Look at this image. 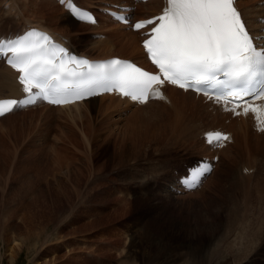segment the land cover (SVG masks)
Instances as JSON below:
<instances>
[{
    "label": "rangeland",
    "instance_id": "1",
    "mask_svg": "<svg viewBox=\"0 0 264 264\" xmlns=\"http://www.w3.org/2000/svg\"><path fill=\"white\" fill-rule=\"evenodd\" d=\"M22 3L23 1L16 0L9 9L10 14L17 9L22 15L33 17L32 10ZM52 6L59 15L60 6ZM3 9L4 13L1 12ZM22 9L28 13H23ZM0 12L4 16L7 13L2 2ZM89 29L88 26H76V30L81 32ZM73 39L79 40L81 46L89 43L84 52L88 51L92 42H81L84 40L76 34ZM5 92L8 91L1 89L0 95H5ZM44 107L19 110L12 116L0 119V264H120V258L126 259L129 264H146L147 259L151 260L148 264H157L164 257L173 258V253L177 257L179 254L187 256L189 252L195 253L199 259L203 253L202 250L199 253L200 249L208 247L211 237L225 232L223 226L233 225L236 221L233 231H227V234L221 236L218 244L221 249L225 247L227 240L234 237V232H237L245 220L253 224L247 223L246 226L248 240L253 238L257 243L261 241L256 250L259 251L258 255L262 252L261 255L264 254V219L261 212L264 210V182L254 186V179L248 183L243 179L242 182L234 179L236 174L231 170L233 167H228L230 158H222L219 154L216 165L221 162L214 173L216 177L206 182L204 188L193 192L194 194L183 195L184 197L165 194L161 192L165 189L159 184L158 171L163 169L162 163L166 160L170 163L177 155L178 158L181 157L176 151L182 148L156 151L145 147L144 152L139 154L143 153L141 156L137 155L135 159H129L124 166L117 168L106 161L112 153L110 142L104 145L93 136L90 137L92 143L85 145L79 140L78 130L60 118L62 113L43 109ZM83 111L87 110L83 108ZM143 112L151 114L157 111L148 109ZM209 117L201 116L199 130H204L205 124L210 127L214 123L212 117V121H209L212 123H208L206 119ZM226 117L228 116L224 118ZM92 134L94 135L93 132L91 136ZM98 135L99 133L95 136ZM71 138L79 145L78 148L72 144ZM189 141L193 142V139ZM252 141L264 145L259 140ZM250 149L257 151L251 146ZM173 152L176 154L173 155ZM200 153L207 154V151ZM83 156L88 157L84 159ZM236 160L234 166L241 165V157H236ZM102 164L105 170L100 171ZM238 169L240 170L239 167ZM257 174L260 176L261 173ZM74 180L78 183L76 187ZM151 183L157 185V194L145 196L152 188ZM121 185H133L144 196L134 197L120 190L116 191ZM142 188L144 189L141 190ZM231 190L239 192L243 197L245 191L250 193L247 200L235 193L237 204L234 203L230 209ZM246 214L249 219L244 220ZM144 233H154V238H162L157 245L152 244ZM250 233H253L252 237ZM131 235L136 240L133 245H130L133 242L130 240ZM259 236L260 240L257 239ZM155 251L158 252L154 254ZM157 254L159 257L155 256ZM254 259L250 264H254Z\"/></svg>",
    "mask_w": 264,
    "mask_h": 264
},
{
    "label": "snow or ice",
    "instance_id": "2",
    "mask_svg": "<svg viewBox=\"0 0 264 264\" xmlns=\"http://www.w3.org/2000/svg\"><path fill=\"white\" fill-rule=\"evenodd\" d=\"M81 20L95 23L72 0H61ZM116 19L129 23L123 15ZM152 26L143 47L158 73L120 59L92 62L72 55L47 33L31 29L11 39H0V57L19 73L25 98L0 99V116L38 99L64 104L87 96L115 91L132 101L163 99L167 82L185 91L203 92L234 115L254 114L264 131V36L251 34L238 0H164L162 12L137 21L136 30ZM264 31V30H261ZM231 105V107H229ZM206 141L222 147L231 137L220 131L205 134ZM211 165L192 170L185 181L200 182Z\"/></svg>",
    "mask_w": 264,
    "mask_h": 264
},
{
    "label": "bare ground",
    "instance_id": "3",
    "mask_svg": "<svg viewBox=\"0 0 264 264\" xmlns=\"http://www.w3.org/2000/svg\"><path fill=\"white\" fill-rule=\"evenodd\" d=\"M19 1L21 2L23 1L22 4L32 10L33 15H34L33 17H26L22 15V13L18 11L17 9H14L13 10L14 12L10 14L9 9L16 2V0H0V2H2L3 4V7L7 11V13H5V16L12 20H17V21L22 20V22L19 25L24 24L27 26V25L34 24V25H38L41 27H46L50 29L51 31H53L54 33L61 34V35L64 34L69 39H71L69 37L70 30H75L76 26H78L79 24H82V25L85 24V23H80V22L78 23L74 19L70 18L68 16L69 14L64 9H61L58 12L59 15H57L55 8L52 6L54 5L57 8V4L52 0H19ZM97 1H103V0H94L93 2H97ZM111 1H116V0H111ZM158 4H159V0H149L146 3L136 4V8L138 11L154 13V12H157L159 9ZM238 5L241 8L244 16L247 18V21L251 28L258 31L257 29L260 26L262 25L264 26V22L258 23V17H264V2H260V0H238ZM1 11H4V9ZM22 12L28 13L24 9H22ZM3 16L0 15V17H3ZM45 20L47 22H45ZM117 26L121 27L122 29L125 28L123 25H120V24H117ZM103 31H105V29ZM106 33L107 34L103 38H99L97 39V41L92 40L93 43L89 46L88 51H86L85 53L91 56H101V57H105L109 55H120V56H127V57L134 56L135 58H137L139 62L147 63L143 57V52L139 44L140 37L137 35L138 33L136 31L109 30ZM81 48H85V47H81ZM13 85L14 83L11 79L10 71L7 68H5L0 61V90L3 89L4 91L7 90L8 92H11L12 90L15 91L17 88H16V85L14 86ZM163 97L164 98L162 100H149L144 104L135 105L130 102L128 103L127 101H125V99H122L120 97L109 95V94H104V95L91 97L81 102H75L73 104L65 105V106L49 107L50 105H43L45 106L43 109H50V110L58 111L62 113V115H60V118H63L66 122H68V124L70 123L72 126H74L75 129L78 130V135L80 137L79 140L81 142L83 141L84 144L85 143L89 144L92 141L90 137H93V136L97 138V140H99L104 145L105 143L107 144L108 142H110L112 146V151H111L112 153L108 155L106 161L107 163L109 162L113 164V166L117 168L124 166L129 159H135L137 155L141 156L143 153L141 155L139 154L141 152H144L143 149L145 147L153 148L156 151L161 150L163 148H170V149L182 148V149H185L186 152L202 150V149H198L196 146V139H194L196 135L199 133H202L203 131L209 128L223 127L226 130L231 132V141L226 143L225 146H222L221 148H219L218 155L220 154L222 158L228 157L231 159L228 164L229 168H231L233 165L236 164V161H237L236 157L240 156L242 160V161L240 160L241 161V166H239L240 170L238 169L239 170L238 174L241 175L242 177H236L238 176L236 175L234 179H238L240 181L243 179L242 181L246 183L250 182L251 179H254L255 183H252L254 181L251 182L254 186L259 183L264 182V145L260 143H255L252 141V140H259L261 143L264 144V131L258 130V127H256L255 130H253V127H255V125L250 115H247V116L239 115V116H234V118H232L228 113L225 115L224 112H220L219 108L212 107L211 105L205 103L200 96H196L190 91H182L174 86L167 85V84L163 86ZM82 107L85 108L87 111H83ZM39 108H35V109H39ZM148 109L155 110L157 112L151 113V114L150 113L147 114L146 112H143L144 110H148ZM158 112L165 114L167 117L159 114ZM202 115H206V116H210L214 118V123H212L210 127L207 124H205L204 130H199L198 126L201 121ZM8 116H12V115L8 114ZM225 116H228V117L224 118ZM3 117H1L0 119H2ZM86 122H88V124ZM72 126L68 125L67 127L72 129ZM261 127H264V125ZM92 132L94 133V135L92 134L91 136ZM97 133H99L98 137L95 136ZM67 139H69V137ZM186 139H189V140L193 139V142H190L189 140H186ZM70 141L72 142V144H75V146L78 148L79 145L77 146V143H75V141H72V138ZM250 146L253 147L255 150H257L258 152L252 151L250 149ZM201 148H204V149L206 148L204 143L202 144ZM206 151L207 153L209 152L208 149H206ZM86 157L88 156H85V158ZM197 159L194 162H196ZM218 160H219V157H218ZM193 163L189 165H192ZM219 163L215 165L216 167L213 169L214 171H212L209 174L206 182H209L213 180V178L216 177L214 173L217 172V166L219 165ZM103 165L104 164L100 165L101 167L100 171L105 170V167L103 168ZM186 167H185V171H186ZM234 167L236 168V166ZM234 173H232L231 175L234 176ZM255 173L256 174L261 173V174L260 176L259 174H257L258 175L257 177ZM101 174L103 175L102 172ZM101 174H99V176ZM231 179H233V177ZM73 184L75 185V187L78 186V183L76 180H74ZM127 186L130 187L133 185H121L119 187L121 188V187H127ZM161 187L165 189L164 191L166 192L169 191L165 185H161ZM61 188H63V185ZM201 188H204L203 185ZM143 189L144 188H142L141 190ZM151 189L154 190L155 193L158 191L157 187H155V189L154 187H152ZM200 189H198L197 191H199ZM190 192H193V191H186L185 193H190ZM21 193H22V190H21ZM185 193L176 194V195L178 196L191 195V194H185ZM235 193L239 194V192L231 190V195H229L232 198V200L230 199L231 200L230 209H231V206H233V204L237 202ZM249 193H250L249 191L248 192L245 191V197L241 196L240 194L239 196L243 200H247ZM60 194H62L61 191H60ZM29 195L31 196V194ZM225 205H226V202H225ZM261 212L263 213L262 219H264V210L262 209ZM52 216L50 218V221L53 220ZM248 217H249L248 214H246V216L243 219L245 220ZM258 222L259 221H257V223ZM235 223L236 221L232 223L233 225L227 224L225 227L223 226V229L225 232L223 231L222 232L224 234L222 232H219L218 234H215L213 235V237H211L208 247L205 246L204 249H200L199 251V253H202L201 250L203 251V253L201 254L202 257L200 256L201 258L198 259L196 254L193 252H189L187 256H180V254L177 253L180 256V257L177 256L179 258L175 257L176 253L175 254L173 253L172 255L173 258L171 257L162 258L163 254H161L162 261L161 262L158 261L157 264H250L253 261L254 257H256L259 253V251L256 249L257 248L259 249L258 244H260L261 241L257 243V240L255 241L253 238L252 240L250 239L248 240V235L246 234L247 233L246 226H247V223L249 222H247V220L241 223L240 226L238 225L239 228L237 232H234L235 233L234 237L225 242L226 244L224 248L221 249L218 246L219 242L221 241L225 233L227 234V231L229 233L234 227H236ZM259 227H262V226H259ZM38 234H41V232H39ZM144 234H146L144 236H146L147 239L149 238L148 240H150L152 244L156 243V245L158 244L157 242L161 240L162 238L161 237L157 239L156 236L154 238L153 236L154 233H150L149 235L148 233H144ZM251 234L253 233H250V236ZM254 235H256V231ZM260 238L261 236H259V238L257 239L260 240ZM130 240L133 241L130 245H133L135 236L131 235ZM168 251H170V249ZM190 251L192 250L190 249ZM157 252L155 251L154 254H156ZM165 255H168V254H165ZM155 256L159 257L158 254ZM120 259L122 260L123 258H120ZM121 260H120L121 263L119 262L120 264H129L128 261H125L126 259L122 260L124 262H122ZM149 261L151 260L147 259L148 263Z\"/></svg>",
    "mask_w": 264,
    "mask_h": 264
}]
</instances>
